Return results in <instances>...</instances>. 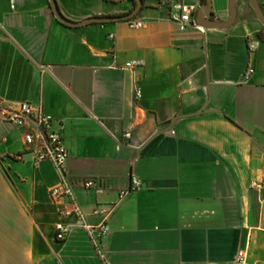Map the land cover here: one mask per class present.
Wrapping results in <instances>:
<instances>
[{"label":"crops","instance_id":"0c3cea01","mask_svg":"<svg viewBox=\"0 0 264 264\" xmlns=\"http://www.w3.org/2000/svg\"><path fill=\"white\" fill-rule=\"evenodd\" d=\"M56 1L75 21L135 5ZM228 1L212 0L214 19L229 17ZM236 5L225 29L181 31L168 0H145L141 28L68 25L49 0H0V101L53 115L88 223L141 180L106 220L111 264H234L244 247L264 264V196L250 187L264 182V26L249 0ZM132 59L143 61L135 73L122 68ZM88 177L102 190L83 188ZM59 180L52 162L24 151L19 128L0 122V264H104L77 216L60 215L69 202L51 199ZM57 225L68 229L63 240Z\"/></svg>","mask_w":264,"mask_h":264},{"label":"built area","instance_id":"2783aa9c","mask_svg":"<svg viewBox=\"0 0 264 264\" xmlns=\"http://www.w3.org/2000/svg\"><path fill=\"white\" fill-rule=\"evenodd\" d=\"M163 1V0H160ZM170 1V6L174 8L171 13V19L177 24L181 31L186 30L190 25H196L194 15L196 6L191 3L180 1ZM126 22L131 28H141L144 26V19L135 17L127 19ZM198 26V25H196ZM199 27V26H198ZM110 37H113L111 34ZM256 43L250 45L255 47ZM143 65L140 59H132L126 61L122 68L135 73L138 68ZM253 72V68H248V73ZM134 99L141 98V87L136 81L133 83ZM0 122L10 123L20 129L24 144V151L31 153L36 163L40 161H50L60 173L59 182L51 187L50 197L56 203L69 202V206L63 205L59 207V213L62 216L76 215L77 224L83 228L94 248L98 258L104 264H111L108 259V246L105 242V237L108 235L109 228L106 223L110 214L141 185V180L137 176H133L131 185L127 188L119 190V196L116 202L111 204L97 205L94 213L102 217L101 221L95 224H90L87 221L86 215L77 201L74 188V182L66 174L67 162L70 157V152L64 143L62 133L55 130L53 127V115L44 111L43 105L38 103H30L23 101L17 105H10L0 101ZM126 137L130 133H125ZM16 158H22V154H16ZM83 188H94L102 190L98 177H88L81 182ZM250 187L254 188L264 196V182L259 180H251ZM68 229L64 225H57L56 237L60 240L66 238ZM234 264H258L256 261L249 259V253L246 247L238 250Z\"/></svg>","mask_w":264,"mask_h":264},{"label":"water","instance_id":"95a60500","mask_svg":"<svg viewBox=\"0 0 264 264\" xmlns=\"http://www.w3.org/2000/svg\"><path fill=\"white\" fill-rule=\"evenodd\" d=\"M112 1H123V0H112ZM133 1L135 2V6L128 13H125L122 15H93L83 20L75 21V20L67 18L61 12L56 0H49L50 6L54 14L60 21L68 25H76V26L85 25L91 22H107V21H116V20H127L130 18H133L142 9L143 0H133ZM236 2L237 0L228 1L229 17L227 19L216 20V19L211 18L213 14L212 13V0H204V2L200 5V7L197 9L194 15L195 22L197 23V25L202 27V29H208V28L225 29L229 27L230 25H232L236 19V16H237ZM249 4L254 10L258 20L264 26V12L260 6L259 1L249 0Z\"/></svg>","mask_w":264,"mask_h":264},{"label":"trees","instance_id":"16d2710c","mask_svg":"<svg viewBox=\"0 0 264 264\" xmlns=\"http://www.w3.org/2000/svg\"><path fill=\"white\" fill-rule=\"evenodd\" d=\"M203 2H204V0H202ZM144 2H145V0H143V6H144ZM134 4H135V2H134ZM135 6V5H134ZM212 19H214L213 17H211Z\"/></svg>","mask_w":264,"mask_h":264}]
</instances>
